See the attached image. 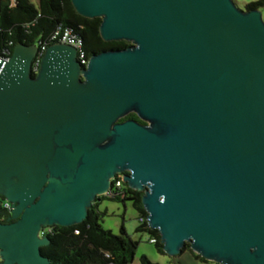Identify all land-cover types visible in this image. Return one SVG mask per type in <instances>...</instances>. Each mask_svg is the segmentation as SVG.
<instances>
[{"label":"water","instance_id":"obj_1","mask_svg":"<svg viewBox=\"0 0 264 264\" xmlns=\"http://www.w3.org/2000/svg\"><path fill=\"white\" fill-rule=\"evenodd\" d=\"M102 18L93 54L37 44L0 59L2 264H53L44 226L83 222L111 180L143 191L164 251L264 264V16L234 0H72ZM136 111L149 124L128 119ZM127 172V173H125Z\"/></svg>","mask_w":264,"mask_h":264},{"label":"trees","instance_id":"obj_2","mask_svg":"<svg viewBox=\"0 0 264 264\" xmlns=\"http://www.w3.org/2000/svg\"><path fill=\"white\" fill-rule=\"evenodd\" d=\"M263 7L264 0H254L246 5L247 10ZM101 22L100 17L89 18L79 14L72 0H37V3L31 0H16L14 6L12 0H0V51L7 48L11 56L14 46L19 42L26 45L39 44L49 38L58 25L70 28L78 34L89 58L104 50L131 45L126 40H104L100 32ZM124 184L125 197L109 198L105 195L97 197L88 208V215L83 222L70 226L50 225L52 231L47 235L50 243L42 246L41 252L53 264H130L140 241L134 239L124 225L121 234H115L101 224L106 210H100V203L104 199H111L124 204L126 200H131L134 208L139 212L141 222L136 230L148 232L151 235L149 240L155 239L151 242L155 244L156 249L166 253L160 231L151 228L148 224V212L142 201L143 191L131 188L128 183ZM9 215L6 209L0 210L1 221H7ZM186 249L195 257L206 260L191 248L189 242L185 243L182 251ZM140 261L141 264H161L151 261L145 254L141 256Z\"/></svg>","mask_w":264,"mask_h":264},{"label":"rangeland","instance_id":"obj_3","mask_svg":"<svg viewBox=\"0 0 264 264\" xmlns=\"http://www.w3.org/2000/svg\"><path fill=\"white\" fill-rule=\"evenodd\" d=\"M37 3V0H31ZM254 0H234L236 5L246 10V5ZM264 16V7L261 8ZM100 210H106V214L101 219V224L106 229H111L115 234H121V228L124 225L126 231L134 238L139 240L133 261L130 264H141V256L147 255L153 262L161 264H222L213 260H201L186 249L177 255H170L167 252L161 253L156 249L154 243L149 238L148 232H139L137 227L140 225L139 212L134 208L131 200H126L125 204L121 201L104 199L100 203Z\"/></svg>","mask_w":264,"mask_h":264},{"label":"built area","instance_id":"obj_4","mask_svg":"<svg viewBox=\"0 0 264 264\" xmlns=\"http://www.w3.org/2000/svg\"><path fill=\"white\" fill-rule=\"evenodd\" d=\"M16 5V0H12V6ZM66 43L69 45L74 46L77 49V58L83 66H86L89 62V57L84 49V43L82 39L78 36L70 28H64L62 25H58L52 34L44 41H41L37 44V53L32 62V73L37 74L41 67L42 58L45 54L47 47L52 43ZM10 57V51L7 48H4L0 51V59L1 60H8ZM124 173H119L111 180V185L109 189L105 192V196L109 198L114 197H125L126 191L124 189V182L123 181ZM6 209L8 213L11 211V203L8 200H3L2 202V209ZM143 218H141V221ZM52 231V227L44 226L40 232L41 235L45 236L48 235ZM78 232V231H77ZM151 241H155V239H151ZM2 260L0 258V264H2Z\"/></svg>","mask_w":264,"mask_h":264},{"label":"flooded vegetation","instance_id":"obj_5","mask_svg":"<svg viewBox=\"0 0 264 264\" xmlns=\"http://www.w3.org/2000/svg\"><path fill=\"white\" fill-rule=\"evenodd\" d=\"M125 116H127L126 119L120 120L121 119L120 118L119 121H125L128 119H133V120L138 121V123H140V124H145V125L149 124V122L147 120H144L143 118H141L136 111H130Z\"/></svg>","mask_w":264,"mask_h":264}]
</instances>
